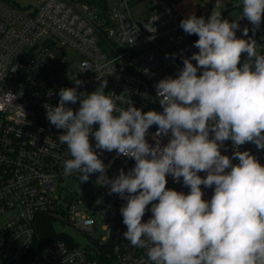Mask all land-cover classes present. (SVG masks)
I'll return each instance as SVG.
<instances>
[{
  "label": "built area",
  "instance_id": "1",
  "mask_svg": "<svg viewBox=\"0 0 264 264\" xmlns=\"http://www.w3.org/2000/svg\"><path fill=\"white\" fill-rule=\"evenodd\" d=\"M143 2L142 12H137ZM217 6L230 21L242 10L241 0H44L36 8L0 0V253L6 264H151L145 249L124 239L127 228L120 209L127 201L109 195L110 186H102L99 173L91 174L95 185H86L83 194L70 192L61 198L54 193L56 188L61 192L64 178L78 174H64L63 161L69 156L58 139L63 130L50 124L45 104L58 105L59 90L76 87L77 78L82 81L78 94H91L106 79L105 92L119 96L118 108L131 100L145 112L162 111L155 85L166 76L176 77L184 56L198 51L193 47L197 35H177L183 31L180 22L193 13L207 19ZM239 24L237 36L247 26L248 37L264 54V22L254 35L246 18ZM60 47L73 49L81 60H62L67 51L59 53ZM246 57L242 54L241 64ZM68 106L78 110L79 100ZM156 130L155 125L149 129L151 144ZM90 139L95 148L94 136ZM167 141L165 137L163 143ZM240 150L264 164V150L255 144L246 143ZM221 151L232 155L231 140ZM100 156L109 178L135 166L134 159L117 157L115 151ZM167 180L168 188L190 191L182 178L180 183L171 175ZM202 188L210 199L214 189ZM46 214L60 215L91 244L82 246L66 232H61L65 238L43 243L39 217ZM151 215L149 205L143 221Z\"/></svg>",
  "mask_w": 264,
  "mask_h": 264
},
{
  "label": "clouds",
  "instance_id": "2",
  "mask_svg": "<svg viewBox=\"0 0 264 264\" xmlns=\"http://www.w3.org/2000/svg\"><path fill=\"white\" fill-rule=\"evenodd\" d=\"M241 4L233 21L217 6L207 19L193 13L180 22L186 34L199 37L193 45L198 51L184 56L176 77L155 85L162 111L145 112L131 100L118 108L119 96L105 92L106 79L91 94H78L77 78L76 87L59 90L58 105L45 104L50 124L63 130L58 139L69 156L64 174L77 173L81 183L99 173L109 195L126 199L123 237L145 249L151 264H264V164L240 150L246 143L264 150V54L247 26L236 34L244 18L255 34L264 0ZM78 100V110L68 106ZM228 140L232 155L221 151ZM103 151L134 159L135 166L109 178ZM169 175L177 183L182 178L190 191L166 187ZM202 185L214 189L210 199Z\"/></svg>",
  "mask_w": 264,
  "mask_h": 264
},
{
  "label": "rangeland",
  "instance_id": "3",
  "mask_svg": "<svg viewBox=\"0 0 264 264\" xmlns=\"http://www.w3.org/2000/svg\"><path fill=\"white\" fill-rule=\"evenodd\" d=\"M4 2H8L9 0H2ZM17 7H21V8H26V7H30V8H36V7H40L41 4L44 2V0H11ZM203 1H212V0H203ZM225 3H231L232 0H223ZM145 2H143L142 4L139 5V7H136V11L137 12H142L143 10V5ZM171 35V34H170ZM169 35V36H170ZM177 35L179 36H185L184 31H179L177 33ZM62 51H67V53L62 55V60H68L69 62H73V63H78L81 60V56L79 54H77L73 49L68 48V47H60L58 52L61 53ZM89 183H92L95 185V183L89 178V180L87 182H79V178L78 175H76L75 177H67L64 178L61 182V192H58V188H56L54 193H60L61 198L63 196V198H65L66 193H74L77 192L79 194H83L86 185H88ZM63 206H66L67 203L65 201H61ZM82 210V213H87L88 215H90L89 211H84L83 209H85V207L80 206L79 207ZM57 218L54 219V226L56 228V230L61 233V232H66L68 234L73 235L76 240L82 245V246H86L88 244H91V241L89 239V237L83 233L82 231L78 230L75 226H73L71 223H69L68 221L62 219L60 217V215H56ZM97 231H99L97 229ZM0 264H6L5 260L3 258V256L0 253Z\"/></svg>",
  "mask_w": 264,
  "mask_h": 264
},
{
  "label": "trees",
  "instance_id": "4",
  "mask_svg": "<svg viewBox=\"0 0 264 264\" xmlns=\"http://www.w3.org/2000/svg\"><path fill=\"white\" fill-rule=\"evenodd\" d=\"M9 2L13 3L11 0H9ZM262 21L264 22V19H262ZM56 218L57 216L49 214L39 217V233L42 242L45 244L58 238H65V235L59 233L54 226V219Z\"/></svg>",
  "mask_w": 264,
  "mask_h": 264
},
{
  "label": "crops",
  "instance_id": "5",
  "mask_svg": "<svg viewBox=\"0 0 264 264\" xmlns=\"http://www.w3.org/2000/svg\"><path fill=\"white\" fill-rule=\"evenodd\" d=\"M197 3V2H196ZM193 4V3H192ZM194 6V5H193Z\"/></svg>",
  "mask_w": 264,
  "mask_h": 264
}]
</instances>
